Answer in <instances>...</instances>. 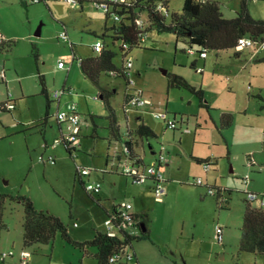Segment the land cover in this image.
Returning a JSON list of instances; mask_svg holds the SVG:
<instances>
[{
	"label": "rangeland",
	"instance_id": "1",
	"mask_svg": "<svg viewBox=\"0 0 264 264\" xmlns=\"http://www.w3.org/2000/svg\"><path fill=\"white\" fill-rule=\"evenodd\" d=\"M34 1L0 0V40L12 44L0 51V105L8 99L16 105L9 112L0 110V194L6 196L2 205L5 226L0 231V264H20L22 250L31 253L30 264H97L66 243L61 234L52 245L25 249V210L18 200H11L18 196L29 198L36 209L59 217L71 239L81 243L92 240L96 231L105 232L107 208L131 203L136 211L148 216L150 238L135 241L133 249L142 264H264V256L239 251L243 192L264 193V51L255 53L259 49L256 46L238 52H209L204 60L196 49L191 53L189 45L178 41L173 33L153 30L141 48L130 53L134 66L130 70L132 91L141 93L151 105L128 115L123 111L125 80L102 75L101 87L114 94L110 101L121 138L125 139L129 127H136L135 117L141 115L158 135V139L143 140L147 166L151 158L157 159V155L151 156L150 146L157 153L165 147L166 161L161 170L168 194L164 203H158L151 182L145 187L127 184L125 177L115 172L122 143L109 140L108 112L99 98L100 91L84 77L70 48L71 44L76 46L78 59L93 55L96 35L101 37L105 26L114 25V19L106 20V9L92 2L79 8L65 0L47 4ZM184 1L171 0L169 11L180 14ZM212 1L220 4L229 20L241 9V0ZM248 9L253 19L264 21V0H249ZM39 27L41 35L36 36ZM64 32L69 43L59 39ZM106 42L111 46L109 39ZM119 45L111 48L117 52L114 63L121 68ZM60 62L66 69L57 68ZM194 62L196 69L192 67ZM37 69L44 76L51 101L46 124L43 120L47 100L42 95ZM173 75L202 89L210 111L201 107L199 99L188 90L170 89L169 76ZM70 88L74 102L80 104L83 122L77 152L72 156L63 144H53L60 137L54 94ZM165 112L171 119L176 116L178 122L184 121L181 129L174 131L163 120L154 118L153 114ZM223 113L234 116L232 127L226 130L220 128ZM187 128L190 133L183 132ZM210 157L216 164L209 170L195 161ZM249 157L255 160L253 168ZM77 167L90 170L81 178L85 184L100 183L102 195L86 191L76 174ZM247 176L246 185L243 180ZM198 179L203 180L202 186L194 184ZM208 187L231 191L229 206L221 209ZM258 188L261 190L255 192ZM218 227L225 228L224 246L217 243ZM130 232L141 235L138 228ZM10 252L14 257L4 263L2 254Z\"/></svg>",
	"mask_w": 264,
	"mask_h": 264
},
{
	"label": "trees",
	"instance_id": "2",
	"mask_svg": "<svg viewBox=\"0 0 264 264\" xmlns=\"http://www.w3.org/2000/svg\"><path fill=\"white\" fill-rule=\"evenodd\" d=\"M49 1L51 0H36L33 3L44 2L47 4ZM170 1L171 0H124L122 3H111L109 4L110 10L106 12V20L114 19V16H117L119 17V21H114V25L111 27L105 26L103 35L98 37L103 43L102 51L94 53L92 47L93 55L78 59L76 46L74 44L70 45L74 61H79L82 74L86 79L93 82L100 91L99 98L104 102L108 112L109 140L111 142L122 143V151L117 153L116 156L117 164L127 162L133 163L135 166L142 169L147 167L144 160L135 154V148L138 144L137 139L148 140L158 138L157 134L149 126L143 123L142 118H138L137 127L134 129L129 127L125 139L123 140L120 134L118 119L110 101L114 94L111 90L101 87L100 85L102 75L123 78L126 83V93L123 103L124 113L128 115L131 111L139 112L141 110V108L136 109L129 105L133 91L131 88V80L128 77L125 65L132 50L135 48H141V45L145 42L142 41L143 34H148L153 30L158 33H173L176 35L178 41L181 40L187 43L191 51L196 49L200 57L202 54H206V57H208L209 52L229 50H235L238 52V41L242 38H250L256 43H264V21L252 18L248 9L249 0H241V9L237 12L236 17L231 20L224 17L220 4L216 1L185 0L180 14L171 13L169 11ZM86 2L92 1L85 0L79 4V8H83ZM159 5H162L164 9L159 10ZM139 20L143 21V28L138 26L137 23ZM106 39L110 40L113 48L120 43L119 50L122 54L121 68H118L115 65L114 60L117 56V52L107 44ZM11 45V42L0 40V51H3L6 47L11 48ZM124 45L128 46L127 50L124 48ZM35 58L38 63L37 54H35ZM196 64V62L192 64L194 69H196ZM169 77L170 80L168 87L170 89L188 90L192 95L199 99L201 107L210 111V106L207 103H204L205 97L202 89L192 87L185 79L177 75ZM39 79L42 86V95L45 96L47 100L46 115L43 120L44 124H46L50 117L49 111L51 101L49 100V95L45 88L44 76L39 74ZM10 106H14L15 108V103L8 99L7 103L0 105V110L9 112L11 111L9 108ZM167 114L169 116L168 112ZM172 120L177 124L176 129H173L174 131L180 129L181 125L184 124V121L182 120L181 122H178L176 116H174ZM233 122L234 116L232 114L223 113L220 118L221 130L229 129L232 127ZM178 124L180 127H178ZM262 146L264 148V135ZM65 147L71 156L77 152V147ZM195 161L198 165H207L210 168L214 166L213 159H195ZM248 162L251 168L255 167L256 164L254 163V158L249 157ZM76 174L81 184L85 187V183L79 176L78 171ZM121 175L126 177L122 173ZM148 182L153 184V192L154 181L149 180ZM243 183H246V181L243 180ZM208 190L214 191L212 196L216 198L221 209L229 206L231 200L229 195L231 194V191L228 192L225 189H219L216 187H208ZM243 195H245V209L243 225L240 229L241 240L239 243V251L241 253L264 256V193L256 194L261 200L255 202H250L247 199V192L244 191ZM5 199L6 196L0 194V231L5 226L2 222V205ZM14 199L18 200L25 210L23 223V246L25 249L32 248L36 245H52L56 236L61 234V237L66 243L80 249L86 257L92 258L97 264H124L121 256L126 252H133L135 254L133 250L134 242L149 240L150 238L148 216L147 214H142L141 216L136 215L132 217L133 220L137 222L133 229H140V236L131 234L130 230L122 228L118 222H114V228L116 231L114 237L109 236L108 233L96 231L92 240L82 243L76 242L71 239L67 227L59 217L49 212L36 209L34 203L27 197L18 196L16 198H11V200ZM117 210L118 209L116 208L112 215L107 214V218L112 216L116 217ZM143 226L144 229H146L145 231L143 230ZM113 258L117 259L116 262L110 263V260Z\"/></svg>",
	"mask_w": 264,
	"mask_h": 264
},
{
	"label": "built area",
	"instance_id": "3",
	"mask_svg": "<svg viewBox=\"0 0 264 264\" xmlns=\"http://www.w3.org/2000/svg\"><path fill=\"white\" fill-rule=\"evenodd\" d=\"M65 1L71 5L79 6V4L84 2L85 0H65ZM91 1L92 3H95L98 6L104 7L106 9V12H108L110 10L109 4L122 3L124 0H91ZM158 8L159 10L164 9L162 5H159ZM114 21H119V17L114 16ZM137 24L140 28H143L144 23L142 20H139ZM146 38H147V34H143L142 41H146ZM59 39L64 41L65 43L70 42L69 36L65 32L60 33ZM256 46H258L259 49L255 50V53L264 51V43H256L250 38H242L238 41L237 50L243 51L246 48H253ZM92 47L94 49V53H99L102 51L103 43L101 40H97L93 44ZM124 48L127 50L128 46L124 45ZM206 56H207L206 54L201 55L202 58H206ZM57 68L59 70L66 69V65L60 62ZM125 68L128 72L127 73L128 77L131 80L130 70L133 68V59L131 56L127 58ZM131 85H132V81H131ZM54 96L55 98H58L60 96V93L55 92ZM129 105L132 108L140 109V108L151 105V103L145 98H143L141 93L134 90L132 92V97L130 99ZM9 108L12 110L14 106H10ZM153 115L155 119L163 120L167 124L168 128L172 130L176 129L177 124L173 122V120L168 116L167 112L156 113ZM57 122L59 123L61 127V134L59 138L55 139L53 143L54 146L57 147L61 144H64L65 146L76 147L80 140L81 127L83 123L82 117L77 111V106L71 103V104H68L64 110L58 111L57 112ZM184 132L190 133L188 129H185ZM164 151H165V147L162 146L160 152L157 155V159L152 164L148 165L147 167L143 169L135 166V164L133 163H127V162H122L121 164H118V167H117L120 173L124 174L134 184L142 186V185H145L149 180H153L154 181L153 195L155 199L159 201L163 200L164 197L166 196V188L164 186L165 180H164V176L161 170L163 163L166 161ZM204 167L206 170L210 169V167L207 165ZM77 171L80 177H84L90 174L89 169H84L81 167H77ZM248 179H249V176H247L245 179L246 185H247ZM203 183L204 182L202 179H198L195 182L196 185H203ZM85 188L87 192L89 193L99 194V192L101 191L102 185L100 183L85 184ZM209 191L211 194H213L214 192L213 190H209ZM247 193H248L247 199L250 202L261 200V198L257 196L256 194L249 193V192ZM263 206H264V203H263ZM117 209H118L117 216L116 217L112 216L110 218H107L105 222V225L107 227L106 233H108V235L111 237H114L116 235V231L114 228V222H118L122 228H127V230H130V228H133L134 225L137 224V222L134 221L132 218L134 215L131 214V210H132L131 204L122 203L119 207H117ZM222 234H223L222 228H218L217 238H218L219 243L222 241ZM14 255L15 254L13 252L4 253L1 256V259L2 261H5L8 258L14 257ZM19 256H20V264H29L32 259L31 253L27 250H22ZM121 257L123 258L124 264H139L137 257L135 256L133 252H126ZM116 260L117 259L113 258L110 260V263H115Z\"/></svg>",
	"mask_w": 264,
	"mask_h": 264
},
{
	"label": "crops",
	"instance_id": "4",
	"mask_svg": "<svg viewBox=\"0 0 264 264\" xmlns=\"http://www.w3.org/2000/svg\"><path fill=\"white\" fill-rule=\"evenodd\" d=\"M147 37H148V34H147ZM97 40H99L98 39V35H96V39H95V41H94V43L97 41ZM146 41H147V38H146ZM145 41V42H146ZM93 43V44H94ZM93 44H92V46H93ZM191 51V50H190ZM194 51H191V53H193ZM208 57H206V58H203L204 60H206ZM37 66H38V63H37ZM134 67V66H133ZM38 70V69H37ZM62 70H64V69H62ZM38 73H39V70H38ZM40 74V73H39ZM44 83H45V81H44ZM46 88V87H45ZM67 93H69L68 94V97H64V95L65 94H67ZM63 95V96H62ZM55 97V96H54ZM56 100H57V110L58 111H61V110H64L66 107H67V105L68 104H71V103H73V104H75L76 106H77V111H78V113L81 115V113H80V104H77V103H75L74 101L76 100V98H75V96H74V94H73V91H71V88L70 89H65L62 93H60V96L58 97V98H56ZM46 104H47V102H46ZM14 109H16V105H15V108ZM14 109H12V110H14ZM50 109H51V105H50ZM11 110V111H12ZM82 116V115H81ZM138 118H142V121H143V123H144V120H143V117L141 116V115H137L136 117H135V121H136V124L138 125ZM92 122H93V124H94V122H95V120H94V118L92 117ZM57 124H58V128H59V131H60V134H61V127H60V125H59V123L57 122ZM145 124V123H144ZM137 125H136V127H137ZM146 125V124H145ZM135 127V128H136ZM132 129H134V128H132ZM181 129V128H180ZM82 131H83V123H82V127H81V133H80V137H81V135H82ZM158 136V135H157ZM158 139V138H157ZM137 141H138V144H137V147L135 148V154L137 155V156H139L140 158H142L143 160H144V162H145V160H146V153H145V151H144V147H143V140H139V139H137ZM79 145V144H78ZM77 145V146H78ZM76 146V147H77ZM46 147H48L47 145H46ZM140 149H142V152H140L139 150ZM150 151H151V156H154V155H158V153L156 152V150L153 148V147H151L150 146ZM208 159H213V158H208ZM154 162V159L153 158H151L150 159V163L152 164ZM214 163H216V161H214ZM146 164V163H145ZM147 165V164H146ZM106 166H107V169H105L104 171L107 173V172H109V169H108V166H109V161L107 160V163H106ZM115 166H116V169H115V172H117V173H120V171H119V169L117 168L118 167V164H117V162H115ZM253 168V167H252ZM114 170V168H110V171H113ZM121 174V173H120ZM125 179H126V183L127 184H132V185H136V184H134L130 179H128L127 177H125ZM113 182V187H115L116 188V186H117V184H116V182L115 181H112ZM85 183V182H84ZM140 187H145V185H139ZM166 188V187H165ZM257 190H261V189H255V192H259V191H257ZM151 191H152V189H151ZM103 194V189L101 188V191L99 192V194H97V195H102ZM167 194H168V191H167V189H166V196H167ZM256 194H262V193H256ZM140 196H142L141 197V199H144V197L143 196H145V194L143 193V194H141ZM165 196V197H166ZM164 197V198H165ZM99 200H101V198L99 199ZM156 200V199H155ZM156 202H158V203H164V199L163 200H161V201H159V200H156ZM122 203H129V202H121V203H117V204H113L112 205V208L109 210L108 208L106 209V212H107V214H109V215H112L114 212H115V209L117 208V207H119ZM129 204H131V203H129ZM132 205V204H131ZM140 210H142L143 211V208H140ZM131 214L132 215H134V216H136V215H138V216H141L142 214H146V212H140V211H136L135 210V208L133 207V205H132V210H131ZM106 222V221H105ZM218 228H222V230H223V234H222V241L219 243L218 242V238H217V235H216V238H217V243L220 245V246H224V241H225V238H224V227H218ZM218 228H217V231H218ZM131 229H133V228H130V231H131ZM99 232H101V231H99ZM107 232V227H106V225H105V232L104 233H106ZM217 233V232H216ZM135 255H136V257H137V260H138V262H139V264H142V262H141V259L137 256V254L135 253ZM223 256V258H224V254L222 255ZM32 260V259H31ZM6 261V260H5ZM5 261H3L4 263H5ZM31 262V261H30ZM30 264V263H29Z\"/></svg>",
	"mask_w": 264,
	"mask_h": 264
},
{
	"label": "water",
	"instance_id": "5",
	"mask_svg": "<svg viewBox=\"0 0 264 264\" xmlns=\"http://www.w3.org/2000/svg\"><path fill=\"white\" fill-rule=\"evenodd\" d=\"M41 35V27L38 28V31L36 33V36H40ZM164 74H167L166 71H164ZM143 230L145 231L146 229H144V226H143Z\"/></svg>",
	"mask_w": 264,
	"mask_h": 264
}]
</instances>
